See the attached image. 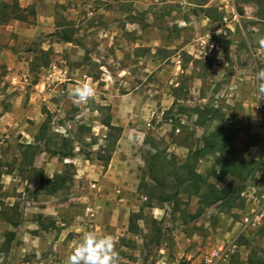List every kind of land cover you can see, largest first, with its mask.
<instances>
[{
    "label": "rangeland",
    "instance_id": "rangeland-1",
    "mask_svg": "<svg viewBox=\"0 0 264 264\" xmlns=\"http://www.w3.org/2000/svg\"><path fill=\"white\" fill-rule=\"evenodd\" d=\"M137 1L139 0H81V22L88 25L86 30L93 28L89 33L92 37L87 36L91 45L93 43L101 44V41L98 40L100 28H107V26L112 28V26L101 21L97 14L90 15L88 12H94L100 6L108 8V4H111V9H118L123 13L122 15L126 14L125 17L115 18L118 27L124 28L126 21L139 22L141 27L143 25V33L146 38L150 41L157 40L160 44L155 54L152 53L151 47L139 50V53L144 55L143 63H137L135 57L126 59L129 72L123 73L122 76L131 79L128 84L120 86V92L129 96L132 91H141L150 98L149 92L153 88L152 84L159 83L162 88L170 87L174 94L173 104L168 109H164L168 105L159 104L154 117L147 120L148 125L139 128L145 131L146 137L142 139L141 135H136L131 148L126 145L121 151L125 154V150L129 149L128 151L133 153V156L129 155V157L134 159L141 155L144 162L139 163L141 166L139 182L136 189L133 190L134 193L130 196V202L135 204L136 208L143 209V218L138 221L141 230L138 233H132L124 227L121 228L119 218L120 232L111 231L118 241L117 251L120 264H167L166 261L170 264H200V255L203 251L217 247L222 242L229 240L236 244L229 264H249L248 257L251 250L253 253L257 250L264 256V237H260L261 233H264V220L254 227L245 225L242 220L247 205L249 186L255 184L260 186L257 192V202L259 205H262L263 202L261 194L264 191V99L260 100L257 96L256 72L259 68H264V47L259 43L264 38V2L259 4L257 0H141L144 1L141 3L144 5L142 7L144 9L140 10L135 6ZM161 1L163 2L161 3ZM207 12L210 17L206 16ZM58 13L57 22L65 26L64 28L73 33L84 28L81 25L77 27L74 22L62 17L59 9ZM235 15H237V19L234 22L232 21L228 26L226 24L222 26L221 21L224 16L234 20ZM86 30L84 33L88 34ZM184 46L190 47L195 55L182 49ZM95 50L96 53L102 51L100 48H95ZM106 53H109L108 47L104 54ZM127 54L129 55V52ZM153 56L161 61L159 68L153 64ZM86 57L87 59L91 58L89 55ZM176 57L180 59L184 71L173 74L171 64ZM103 58L100 63L106 61ZM46 61L47 52H38L35 60L36 66L33 68V80L38 77L37 72ZM116 71V67L107 69L108 74L119 77ZM102 72L103 70L98 67L93 69L95 76H100ZM156 74L160 80L157 79ZM117 85L119 86V82ZM99 96L110 100L103 94H99ZM108 101L104 102L105 105L99 103L101 111L99 121L102 123L108 116H111L112 103L109 104ZM116 101L118 105L123 103L132 107L135 106L137 100L128 98L124 101L119 99ZM73 102L72 99H68L61 104L62 107H59V110H44L45 118L49 119L51 138L58 144L64 136L72 138L78 153L76 156L79 157V160L73 163L69 161V158L61 161L58 156L50 155V158H58L59 164L72 163L74 165V181L71 183L69 191L60 192L58 196L59 203L67 209L60 213V217L40 213L36 209L41 206V200L39 195L35 196L36 183L26 179L30 170L29 163L22 159L23 150L19 144L15 147L8 142V145L3 149L9 155L5 162L0 161V171L5 170L11 173L15 171L18 178L14 181L9 179L8 183H2L4 177L0 176L2 198L0 199L2 207L0 210V264H66L67 256L80 240L77 238L74 242H69L76 234L73 230L68 231L66 239L58 244L54 240V236L57 240L60 237L61 224L70 226L77 217L75 213H68V209L72 206H82L86 218V207L92 206L96 212L91 223L94 225L97 214L101 215L102 209H105L108 203L124 197L122 190L127 189H123L119 182H113L115 187L117 186L114 196H101L103 183L102 179L95 174L94 167L97 164L104 165V162L98 158L109 154V151L102 150L107 144L109 128L104 123L107 128L100 126L96 115L95 120L92 115H83L81 120L84 121L80 124V119L75 114L78 105ZM84 104L90 105L88 102ZM216 105L218 106L216 107ZM198 108L219 110L225 114L229 122H233L239 127L240 132L234 142L236 146L243 147L248 134H259L257 137L258 146L251 147L247 152L241 154V157L252 158L257 162L253 176L246 182L243 192L245 195L242 194L243 207L236 208L227 214L229 217L227 216L226 229L222 230L223 232L218 229V223L224 217L223 214L209 210L197 221L187 225L182 224L178 220V214L172 215L170 204L160 205L157 199L149 196L152 180L146 178L145 188L141 183V178L146 170V159L151 154L158 150L157 152L163 151L162 156L168 155L166 157L168 160L172 158L170 155H175L177 158L174 148L178 153L184 152L185 149L179 148V146L187 143L186 147L189 150H194L201 144L204 135L213 131L218 121L212 119L208 111H204V114L200 116ZM137 117L139 116L132 114L129 116L130 119ZM140 117L144 118L143 115ZM93 124H97L96 130L92 129ZM81 125L84 126V131L79 129ZM155 127H162L163 131L156 139V135L152 133L156 129ZM118 133V131L112 130L109 139L113 140L118 136ZM175 145L177 146L173 148L172 146ZM57 146L59 145L51 144L52 149H56ZM205 158L206 160L203 158L204 160L202 159L198 165L202 172L210 169L214 163V158ZM36 167L42 168L41 166ZM228 181L229 177H226L219 184L224 186ZM11 182H15L16 185H12ZM167 183L170 184V181ZM6 185H9V188L4 190ZM171 189L170 186L167 191H171ZM9 194L13 195L14 199L8 200L7 195ZM74 197H80V199L74 200ZM26 200L31 202L28 211H25L24 208ZM253 201L251 199L250 204ZM9 202L18 204V209L16 211L9 209ZM149 202L155 204V207L146 206ZM6 214L15 219L18 218L21 221L20 226L12 228L11 224L4 221ZM20 214L22 217H19ZM39 216H42L39 223L47 227L45 230L40 228L42 233H38V230L32 226V221H36ZM151 218H156L164 226L159 245L155 241L156 231L154 225L150 223ZM102 221L103 224L107 222V214L104 211H102ZM237 221L241 224H236ZM87 222L89 223L88 220ZM227 229H232L233 234L228 237V240L224 236ZM10 232L15 234L11 239ZM36 235L39 238H35ZM190 254L192 256L188 259ZM163 256L166 258L163 259Z\"/></svg>",
    "mask_w": 264,
    "mask_h": 264
},
{
    "label": "crops",
    "instance_id": "crops-1",
    "mask_svg": "<svg viewBox=\"0 0 264 264\" xmlns=\"http://www.w3.org/2000/svg\"><path fill=\"white\" fill-rule=\"evenodd\" d=\"M7 1L12 2V0ZM18 2L22 8H34L35 14L30 15L27 21L13 20L7 24H0V161L5 162V159H8L9 153L3 151L4 147L8 145V142L12 143L11 145L15 147L20 143H34L35 135L46 119L44 110L53 111V109H58L68 99L74 101L71 91L85 80L92 81L96 88V95L94 99L88 101L90 105L73 102L78 105L75 114L80 119L79 123H83L84 120H81L83 115H92L94 120L96 115L98 116V124L107 128L99 121L101 116L99 103H101L100 105H105L104 102L107 103L108 101L99 96V94H103L105 97L110 98L108 103H112V109L110 111L112 124L122 127V133L107 167L98 164L94 167L95 174L102 179L103 183L101 196L106 195L112 197L116 194L115 190L117 186L115 187L113 182H119L123 186V189L126 188L127 190H122L124 197H121L120 200H116L115 202L111 201L108 205L106 204L105 209H102L107 214V222L105 224L102 221V211L101 215L100 213L97 214L95 224L90 225L87 222V216L86 218L84 217V207L72 206L69 208L68 213H75L77 217L74 222H71L72 225L70 226H63L62 223L60 237L57 240L56 236H54V240H56L57 244L65 240L66 233L71 230L75 231L76 234L69 240L70 243L74 242L77 238L79 239L80 234L86 230L94 229L103 233H111V231L120 232L118 226L119 218L121 228L124 227L128 230L131 212L140 210V208H136L135 204L130 202V196L134 193L133 190L136 189L139 182L141 171L139 163L144 161L141 155L134 157V159L129 157V155L133 156V153L128 151L129 149L125 150V154L121 151L126 145L131 148L136 135H141L142 139L146 137L147 134L145 131L139 128L148 125L147 120L154 117L158 111L159 104L168 105L164 107V109H168L173 104L174 94L170 87L168 89L166 87L162 88L159 83H153V88L149 92L151 95L150 98L141 91H132L131 95L126 96L120 92V86L122 84H128L131 79L122 76L123 73L129 72L127 68L128 61L126 59L135 57L137 63H143L144 55L142 53L140 54L139 50L144 47H151L152 53L155 54L160 44L157 40L150 41L146 38L145 33H143V25L141 27L139 22L131 23L126 21L124 28L118 27V22H115V18L125 17L126 14L122 15L123 13L118 9H111V4H108V8L100 6L96 11L88 12L94 15L97 14L101 21L107 22L108 25L112 26V28L108 26L107 28L102 27L107 30L108 36L98 38L101 41L100 45H96L95 43L91 45L88 42L87 36L92 37L89 33L93 28L86 30L85 28L88 25L81 22V0H18ZM137 2L135 6L140 10L144 9L142 8L144 5L141 4L144 1L139 0ZM200 6L202 7L203 5ZM58 9L62 17L74 22L77 27L81 25L88 34H85V30L83 29L74 32L72 37L76 41H66L57 35H53V33L61 31L65 27L57 22L59 17ZM183 23L185 24V22ZM132 31H136V34ZM128 35L131 37L128 38ZM107 47L109 53L104 54ZM95 48H100L102 50L101 53H96ZM182 49L187 50L189 54L195 55V52L188 46H184ZM40 51L49 53L50 62L48 66H40L37 72L38 77L33 80V68L36 66L35 60ZM134 51H136V54H134ZM127 52H129V55ZM86 55H89L91 58L87 59ZM101 58L106 61L100 63ZM173 60L171 64L172 73L178 74L183 72L184 69L180 59L176 57ZM152 62L154 66L156 64L157 68L160 67L161 61L156 56L152 57ZM108 64L109 67L117 68L116 72L119 77H113V75L107 73V69H109ZM95 67L103 70L100 76L93 74ZM156 77L160 80L158 75ZM114 79L119 82V86ZM128 98L137 100L135 106L129 107L123 103L121 105L117 104V99L124 101V99ZM130 114L138 115L139 117L130 119ZM140 115H143L144 118H141ZM97 127V124H93L92 129L96 130ZM155 128H153L154 132L152 133L156 135V139L163 131L161 129L162 127ZM185 144L187 143L179 146V148L185 149L184 152L179 153L174 148L177 145L172 146L175 149L174 153L178 156L177 159L179 162H185L189 154L188 151L190 150ZM237 147L241 148L239 146ZM241 154L236 160L247 159L243 156L241 157ZM204 159L206 160V158ZM77 160H79L78 156L69 158V161L73 163H76ZM59 163L58 158H50L48 152H41L35 158V165L43 168L46 177H52L55 173L61 172L64 169V164ZM199 171L202 172L201 170ZM0 176L4 177L1 181L2 183H8L10 181L9 179L14 181L18 178L15 171L11 173L1 170ZM11 184L16 185L15 182H11ZM113 187H115L114 190ZM8 188L9 185L4 186V190ZM7 196L8 200L14 199V196L11 194ZM58 196L59 193L55 195H39L41 206L36 207V209L40 213H48L55 217H60V213L67 211V209L63 208V205L59 203ZM0 199H2L1 191ZM77 199H80V197H74V200ZM8 205L12 206L13 202H9ZM197 208L198 198L193 196L191 203L188 205V211L193 213ZM1 209L2 207L0 205ZM222 214L224 217L218 223V229L221 231L226 229L227 216L229 217L225 213ZM2 222L7 224L4 221ZM236 224L240 225L241 223L237 221ZM32 226L38 230V233L43 232L37 221H32ZM243 231L246 230L243 229ZM231 235H233L232 229H227L224 232L227 240ZM35 238H39V236L36 235ZM224 243L225 241L218 246H222ZM191 256L190 254L187 258L190 259ZM162 258L165 259L166 256ZM161 262L163 263V261ZM166 263L170 264L168 261Z\"/></svg>",
    "mask_w": 264,
    "mask_h": 264
},
{
    "label": "trees",
    "instance_id": "trees-1",
    "mask_svg": "<svg viewBox=\"0 0 264 264\" xmlns=\"http://www.w3.org/2000/svg\"><path fill=\"white\" fill-rule=\"evenodd\" d=\"M259 4H263L264 0H257ZM34 8H22L18 0H0V24H7L13 20L27 21L30 15H34ZM207 17H210L207 12ZM73 32L67 28L61 31H56L53 35H57L66 41H76L72 37ZM49 53H47V61L43 66L49 65ZM198 114L202 116L204 111L210 112V117L218 121L217 125L210 133L204 135L201 144L194 150H190L185 162H179L175 155L168 160V155H163L162 152H154L146 159V170L141 178L142 187L145 188L147 183L146 178L152 180L150 184L151 198L157 199L160 205L170 204L172 215L178 214V220L182 224H189L202 218L206 212L216 211L219 214H230L236 208H242L244 199L242 194L246 187V182L255 172L257 162L252 158L245 160H236L243 152H247L251 147L258 146L257 137L259 134H248L247 140L243 147L238 148L235 145V138L240 132L233 122H229L225 114L212 108L206 110L197 109ZM108 128L107 144L103 151H109L107 156H101L98 159L104 162L106 167L112 157V152L122 133V127L112 124L111 116H108L103 122ZM84 131V126L79 128ZM118 131V136L113 140L109 139L111 131ZM49 119L46 118L41 124L39 131L35 135L34 143L23 144L19 147L22 151V159L29 163V171L27 180L36 183L35 196L41 194L55 195L60 192L69 191L71 183L74 181V165L72 163H64V169L61 172L55 173L52 177H46L42 168L35 166V158L41 152H48L50 155L58 156L62 161L66 158H73L78 153L74 147V140L70 137H62L58 144L56 140L49 135ZM51 144L59 145L56 149L51 148ZM30 155V156H29ZM212 156L214 163L210 169L205 172H200L198 165L200 159ZM89 159V158H88ZM226 177L229 181L224 186H219V183ZM144 181V182H143ZM170 181V184L167 182ZM171 186V191L167 188ZM198 198V208L195 212L188 211V205L191 198ZM152 200V199H151ZM146 206L155 207V204L149 202ZM18 204H13L9 209L16 211ZM143 209L139 212H132L129 217L128 230L132 233H138L141 229L139 219L143 218ZM22 217L20 214L19 217ZM42 216L36 220L42 229H47L46 226L40 224ZM14 227L20 225L21 221L17 218L6 214L5 220ZM149 222V221H148ZM150 223L154 225L156 233L154 234L155 241L159 245L161 243L162 232L164 226L161 225L156 218H151ZM10 239L15 235L10 232ZM260 237H264L261 233ZM249 264H264V256L259 254L257 250H251L248 257Z\"/></svg>",
    "mask_w": 264,
    "mask_h": 264
},
{
    "label": "clouds",
    "instance_id": "clouds-1",
    "mask_svg": "<svg viewBox=\"0 0 264 264\" xmlns=\"http://www.w3.org/2000/svg\"><path fill=\"white\" fill-rule=\"evenodd\" d=\"M259 43L264 47V38ZM256 80L257 96L261 100L264 99V68L257 70ZM71 95L75 103H87L94 99L96 88L92 81L85 80L71 91ZM117 243L112 233L98 232L94 229L83 231L78 244L67 256L66 264H120Z\"/></svg>",
    "mask_w": 264,
    "mask_h": 264
},
{
    "label": "built area",
    "instance_id": "built-area-1",
    "mask_svg": "<svg viewBox=\"0 0 264 264\" xmlns=\"http://www.w3.org/2000/svg\"><path fill=\"white\" fill-rule=\"evenodd\" d=\"M90 15L92 13H89ZM237 19V15H235L234 20H231L228 16H224L221 21L222 26L225 24L228 26L229 23L234 22ZM99 37H107L108 32L105 28H100L98 30ZM218 105H216L217 107ZM259 179V177H258ZM260 189L258 184L252 185L248 187L249 194L247 195V205L243 212L242 220L243 223L247 226H256L262 223L264 220V191L261 194L263 198L262 205H259L257 202V192ZM245 195V193H243ZM25 195V194H24ZM26 198V197H25ZM251 199H253V203L250 204ZM25 211H28L31 207V202L26 200L25 202ZM86 215L89 224L93 222L96 212L92 206L86 207ZM236 247V244L231 243V241L225 242L222 246L212 247L208 250H205L200 255V264H229L231 260V256L233 254V248Z\"/></svg>",
    "mask_w": 264,
    "mask_h": 264
}]
</instances>
